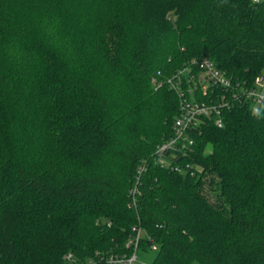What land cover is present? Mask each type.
I'll return each mask as SVG.
<instances>
[{"label":"trees","instance_id":"trees-1","mask_svg":"<svg viewBox=\"0 0 264 264\" xmlns=\"http://www.w3.org/2000/svg\"><path fill=\"white\" fill-rule=\"evenodd\" d=\"M194 58L263 72L264 0H0V264H107L133 227L148 264H264V111L207 124L194 176L157 161Z\"/></svg>","mask_w":264,"mask_h":264},{"label":"built area","instance_id":"built-area-1","mask_svg":"<svg viewBox=\"0 0 264 264\" xmlns=\"http://www.w3.org/2000/svg\"><path fill=\"white\" fill-rule=\"evenodd\" d=\"M166 84L178 95L179 113L173 123L172 135L157 147L155 154L158 162L179 173L195 175L193 166L185 160L196 149L197 140L207 124L223 127L224 113L236 106H246L255 114L264 111V71L253 80L239 79L228 76L208 58H194L167 78ZM132 229L125 249L109 253L105 257L107 264L138 261L143 232L140 227ZM64 258L76 262L72 253H67Z\"/></svg>","mask_w":264,"mask_h":264},{"label":"rangeland","instance_id":"rangeland-1","mask_svg":"<svg viewBox=\"0 0 264 264\" xmlns=\"http://www.w3.org/2000/svg\"><path fill=\"white\" fill-rule=\"evenodd\" d=\"M180 70V69H179ZM171 77V76H170ZM167 78H169V77H167ZM167 78H166V80H167ZM165 80V79H164ZM162 81V80H161ZM155 83H157V84H160V80L157 82V81H154ZM163 83V82H162ZM165 85H167L166 83H165ZM168 86V85H167ZM168 88L169 89H171L169 86H168ZM172 90V89H171ZM172 91H174V90H172ZM175 92V91H174ZM176 93V92H175ZM176 95H177V93H176ZM177 97H178V95H177ZM150 261H151V259H150V257L149 256H143L141 253H139V258H138V261L137 262H135L134 264H148V263H150Z\"/></svg>","mask_w":264,"mask_h":264}]
</instances>
